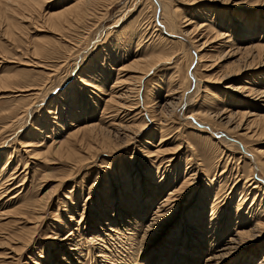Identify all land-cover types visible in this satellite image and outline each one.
Segmentation results:
<instances>
[{"label":"rangeland","instance_id":"374dc122","mask_svg":"<svg viewBox=\"0 0 264 264\" xmlns=\"http://www.w3.org/2000/svg\"><path fill=\"white\" fill-rule=\"evenodd\" d=\"M19 1L24 0H0V15L7 7L17 6L16 3ZM74 1L76 0H42V7L39 8L40 13H33L32 19L30 18L29 21L21 20L13 28L14 30L9 29L6 22L0 21V171L7 169L6 178L1 182L5 184L1 188L0 215L10 211L8 215L0 216L7 223L0 225V232L3 228L8 227L5 230L10 231L12 235L6 240L2 239V233H0V264H172L174 262L175 264H185L183 259L188 260L189 264L193 261V264H204V254L197 256L196 260L194 259L198 248L193 246L192 240L196 239L197 235L193 234L195 233L192 231L194 229H191L189 225L186 229L189 234L191 231L193 232V238L182 235V243H178V234L184 231L183 217L187 218L188 215L187 220H189L192 216L189 215L192 207L198 203L194 202L198 201L196 197L198 198V193H200L196 185L188 190L182 203L177 205L179 208L174 218L175 222L172 221L168 227L165 226L166 229L155 242H151L150 239H154L155 233H159V230H152L153 233L150 230L147 238L140 241L123 231V228L118 230L119 235L114 238H112L113 235H109L110 230L108 231L107 222L113 223L118 220L122 224V218L129 215L127 212L123 216L124 211L128 209L129 201L123 202L118 196L115 197L116 203L113 198L107 199V197H113L109 188L114 187L116 196L121 194L118 192L119 189H123L125 186V195L132 198L133 191L137 192L139 183L135 181L132 184L134 186H129L127 185L129 182L121 183L112 176L131 174L132 170L135 174V172H139L137 170L139 167L144 172L146 171L144 168L148 165L152 166L154 163H156L154 165L156 170L157 166H160L162 171L165 169L168 171V165L174 161L176 163L175 159H177V168L183 167L184 169L187 162L192 163L190 164L191 168H198L207 186L205 188L202 186L200 188L202 190L208 189L213 175L217 174L213 183L217 186L216 190L221 192H217V196H213L214 191L210 192L207 204L211 206L213 199L220 195L221 197L215 202L218 206L216 204L217 207L214 208V212L218 210V214L210 217L206 214L204 219L206 223L200 227L204 230L200 229V231H210L217 222L218 229L219 223L220 229L224 228L223 217L219 220L217 216L224 210V206L221 207L223 201L220 202V200L226 197V194L229 196V200L232 199V216L230 224L224 228V236L218 237L217 242L223 244L227 241L229 236L235 233V226L243 227L242 225L246 221L242 218L244 217L243 213L250 209V203L257 191L259 194V197L256 198L257 203L251 207L255 208L256 219H249L246 223L253 227L258 218L264 221V193L261 195V191H264V170L257 165L258 162H253L243 153V149L237 141L242 143L244 141L241 137L236 136L238 132L235 135L229 133L224 127L219 126L218 122L208 121L206 117V121L197 118V116L184 120L181 115L184 110L187 114H192L193 111L201 107V109L212 112L224 109L227 115L232 114L235 119H238V115L233 112L247 109L242 101L244 92L233 90L232 87L241 86L243 79H247V86H252L255 81L264 83V64L253 65L254 69L250 68L231 78L226 76L230 75L229 70L231 73L236 71L233 67L238 62L241 65L244 64L243 59H239V55L236 54L239 51L236 47H242L247 43L245 38L248 37L242 35L245 27L252 25L255 27L254 32L256 33L254 37L264 39V5L262 3V5H255L257 0H235L239 3L233 6L227 3L222 4L221 0H104L93 5L89 15H85L84 18L76 19V22L71 18L74 23L65 22L64 24L63 22L62 24L59 22L61 27L58 24L60 27L58 29V26L52 23L53 20L49 19V15L73 5ZM163 1H166L171 8L176 6L178 14L183 15L180 21L177 20L179 24L177 30L172 31L162 18L159 2ZM65 17L68 16H60L61 19H65ZM1 19L2 17H0ZM201 21L204 23L198 25L197 23ZM206 23L215 27L214 30L219 27L228 30V33L232 34L233 38L230 42L234 46L225 48L222 46L223 44H220V40L213 41V31L209 30L211 27L203 26ZM257 28L259 29L257 30ZM166 30L171 33L175 32L176 35L170 36ZM185 31L191 32V35H186ZM195 44L204 47L211 58L206 62L215 65L214 69L206 70L204 66H198L199 61L194 51L197 49ZM219 45L222 49H219L221 48ZM146 50L148 53L154 50L155 56L161 54L159 56H167V58L143 76L144 84L140 89L141 93H139L141 97L137 96L136 98L140 82H135V86L130 84L134 82L130 78L138 75L135 72L137 70L134 71L130 66L133 63L132 59L134 60L137 54L145 53ZM77 75H81L79 82ZM197 77L205 80L204 83H201V91H198ZM117 80H126L129 84L123 81L115 83ZM28 85L36 89L23 91L27 89ZM129 86L137 88H134L132 93L129 92L130 95L127 94L124 99L122 97L121 102H125L123 107L121 104L119 106L115 96L114 100L109 101L110 95H117L116 92L120 93L124 89H128ZM183 94L185 95L182 103ZM128 95L129 97H127ZM188 97L189 100L191 97L192 101L187 105ZM170 98V102L176 100L177 104L174 105V108L168 106ZM160 107L165 112L164 117L163 115L158 116L162 114ZM30 108H33L32 112ZM249 109L259 110L255 107ZM68 111L73 112L75 116H68ZM52 116H57V118ZM153 119L154 121H152ZM131 120L133 124L136 123L134 124L136 128L140 127V124L138 126L137 123L141 122L142 124L148 123L146 126L148 128L145 127L146 129L138 137V140L121 150L116 151L111 148L107 151H98L100 143L94 142L93 146L98 149L97 153L96 150L94 151L96 148L89 146L88 140V145L71 141L75 139L72 135L73 130L86 124L98 123L107 131H112L111 136L107 137L114 141L109 140L110 144H115L113 138L124 139L126 132L124 128ZM160 121H163V124L167 126L164 132L166 140L159 146L164 149V155L156 152L160 136L163 133L156 131L154 138H147L152 140L151 144L143 143L148 131L153 130L155 123H160ZM196 122L209 123L211 130H208L207 127L208 133L196 131V127H198ZM32 126L37 127L38 133L35 135H32ZM157 127L159 128V126ZM200 131L204 130L200 129ZM225 133L231 135L230 137L233 136L236 141L225 138L223 136ZM262 135L250 140L253 146L264 149V134ZM60 140H63L64 143L67 141V145L70 143L74 145L73 152L71 149H67L60 154V152L54 153L48 149L51 144L56 145ZM92 140L90 138L91 142L94 141ZM135 147H137V153L133 155ZM68 150L71 158L66 157ZM89 153L92 154L88 157ZM155 153L156 155H154ZM174 155L175 158H172ZM85 158L88 161L79 162ZM77 159L79 160L77 161ZM75 162L78 164L76 165ZM221 173L222 176L219 177ZM64 175L69 179L63 181V186L48 202V209L37 221L35 217L41 213L39 212L40 207L48 201L45 197L50 194L49 191L52 192L54 186L58 184L57 181ZM184 179L181 176L178 180L179 184ZM111 181L113 185L109 186ZM221 184L222 186L219 188L218 186ZM254 184L258 185L257 189H253ZM140 185L143 188L147 186L145 182ZM115 186L118 187L115 188ZM173 187L174 184H170L167 189L170 190ZM247 188H250L251 193L247 194ZM65 192L69 196L76 197L75 207H71L69 199L64 198ZM144 194L142 199L148 200L149 203V192L145 191ZM223 194L224 196H222ZM245 195L248 198L246 202H243ZM157 197L159 201L161 196ZM192 197H194L193 200ZM60 202L61 206L58 204ZM49 203L51 204L49 205ZM138 203V199L132 201L130 209L138 207ZM115 204H118L119 209L114 206ZM156 205L155 203L154 206L156 207ZM151 207L147 206L149 210ZM149 210L145 213H148V219L152 223L151 217L154 210ZM19 212L27 213L29 219L33 222L36 220L37 223H27L25 219H23L24 221L17 220L20 217ZM174 212L172 215L175 214ZM237 215L240 219H237ZM128 219L130 218L128 217ZM69 220L71 222H68ZM79 220H81L80 223ZM98 220H105L104 223L107 226L101 229L100 224H97ZM236 220H239L238 223ZM197 221V218H194L193 227ZM35 224L37 225L34 229L29 228ZM162 224L156 225L155 228L162 229ZM177 227H179L178 231ZM262 228L258 232L261 230L263 233L259 238L251 241L250 248L235 255L228 264H264V226ZM95 232H104L106 236L100 239L101 237L95 235ZM172 234L173 238H170ZM62 236L65 238L61 239ZM25 239H29L26 245L18 242ZM166 243V248L162 249ZM201 246L207 254L208 246L204 242ZM175 247L178 248V251L181 250L176 252L177 261L173 256Z\"/></svg>","mask_w":264,"mask_h":264},{"label":"bare ground","instance_id":"6f19581e","mask_svg":"<svg viewBox=\"0 0 264 264\" xmlns=\"http://www.w3.org/2000/svg\"><path fill=\"white\" fill-rule=\"evenodd\" d=\"M42 1V0H41ZM41 1H34V0H24V1H19V3L17 2L16 4H18L17 6H14V7H7L6 9L4 8V7H2V8H4L5 10H3L2 11V15H0V17H2V19L0 20L1 22H6V24H7V26H8V28L9 29H13L15 26H17V24H18V22H20L21 20H23V21H29V20H31L32 19V14L33 13H36V12H39V8H41L42 7V2ZM101 1H104V0H76V1H74L73 2V5H71V6H69V7H66V8H64L63 10H60L59 12L57 11L56 13H52V14H50L49 15V19H51V21H52V23L55 25V26H58V24L60 25V23H62L63 24V22H64V24H65V22L66 23H74L73 21H75L76 19L77 20H80L81 18H84L85 17V15H87L89 12H90V9H91V7L93 6V5H95L96 3H100ZM106 1V0H105ZM256 1V0H255ZM41 2V3H40ZM45 2V1H44ZM221 2H222V4H229V5H231V6H233V5H237V3H239V2H235V0H221ZM252 2V1H251ZM98 3V4H99ZM244 3V2H243ZM263 4L264 5V0L262 1V0H257L256 1V4L255 5H258V4ZM15 4V3H14ZM15 4V5H16ZM261 4V5H262ZM253 5V4H252ZM173 6V5H172ZM251 6V5H250ZM260 6V5H259ZM16 7V8H15ZM236 7V6H235ZM1 8V9H2ZM57 8V7H56ZM159 8H160V10H162V18H164V20H165V23L169 26V28L170 29H172V31L175 29V30H177V27H179V24H178V21H180V19H182L183 17H181V16H183V15H179L178 14V12H177V10H176V6L174 7L173 6V8H175V9H173V8H171V7H169V5L167 4V2L166 1H163V2H159ZM231 9V8H230ZM180 12V11H179ZM40 13V12H39ZM200 13V12H199ZM234 13V12H233ZM38 14V13H37ZM181 14V13H180ZM183 14V13H182ZM36 15V14H35ZM40 15V14H39ZM89 15V14H88ZM60 16H68V17H65V19H61L60 18ZM235 16V15H234ZM19 18V19H18ZM31 18V19H30ZM71 18H73L74 20L73 21H71L72 19ZM6 20V21H3V20ZM237 19V18H236ZM62 20H64V21H62ZM178 20V21H177ZM60 22V23H59ZM76 22V21H75ZM238 22H240V21H238ZM204 23V21H201V22H199V23H197L198 25H200V24H203ZM203 26H208V27H211V29L209 28V30L210 31H213V35L212 36H214V39H213V41L214 40H220L221 41V43L220 44H223L222 46L223 47H233L234 45H233V43H231L230 41L232 40V34H229L228 33V30L226 31V30H224V29H222L221 27H219V28H216L215 30H214V28L215 27H213V26H211V25H209L208 23H206V25H203ZM60 27H61V25H60ZM59 26H58V29L60 28ZM63 27V26H62ZM55 28V27H54ZM56 29H57V27H56ZM100 29V28H99ZM259 28H257V30H258ZM14 30V29H13ZM180 30V29H179ZM254 30H255V27H252V25L251 26H247V27H245L244 29H243V31L244 32H242V35H244V36H246V37H248V38H245V39H243V40H245V42L247 41V43L244 45V46H242V47H239V48H237L236 47V49L237 50H239V51H237L238 53H236V54H238L239 55V59H243V62H244V64H239V62H238V64H236V66L235 67H233V69H235L236 71L234 72V73H231V70H229L230 71V75L228 76L227 74V76L226 77H228V78H231V77H234L235 75H238V74H240V73H242V72H244L245 70H249L250 68H252L253 67V65H259V64H264V39L263 40H261V38H256V37H254L255 35H256V33L254 32ZM167 31V30H166ZM168 32V31H167ZM175 32H168V34L170 35V36H174V35H176V34H174ZM191 32H187V31H185V34L186 35H191L190 34ZM193 36V35H192ZM237 36H238V34H237ZM183 37L186 39V37L183 35ZM169 38V37H168ZM171 38V37H170ZM224 38V39H223ZM228 38V39H227ZM254 38H256V39H254ZM253 40H256V41H253ZM212 41V42H213ZM244 42V43H245ZM199 43V42H198ZM229 43V44H228ZM231 43V44H230ZM140 45V44H139ZM196 46H197V49H195L194 51L196 52V57L198 58V61H199V63H198V66H204L205 68H206V70L209 68V69H214V67H215V65H211V64H207V62H206V60H210L211 58H210V56H209V54H207V51H205V49H204V47H201L200 45H197V44H195ZM227 45V46H226ZM236 45V44H235ZM206 46H210V45H206ZM219 47H221L220 45H219ZM139 48V47H138ZM143 48V47H142ZM148 48V47H147ZM149 48H151L150 46H149ZM212 48H214V46H212ZM215 49V48H214ZM219 49H222V47L221 48H219ZM235 49V48H234ZM233 49V50H234ZM236 49H235V51H236ZM208 50V49H207ZM226 50V49H225ZM231 50V49H230ZM147 51V50H146ZM146 51H145V53H143V54H137L136 56H135V58H134V60L132 59V61H133V63H132V66H130L131 68H133V70L135 71V70H137V71H135V72H137L138 73V75L137 76H134V77H132V78H130V80L131 81H134L133 83H130L132 86H135V82H140V84H139V88H137V87H132V86H129V87H127L128 89H124L122 92H116L117 93V95H115L114 93V95H110V98H109V101L111 100H114L115 98H117L118 99V101H117V103L119 104V106H120V104L122 105V107H123V104L125 105V102L124 103H122L121 102V100H122V97H123V99L125 98V96L127 95V94H129L130 95V93L129 92H133V90H135L134 88H137L138 90H137V95H136V98H137V96H140V94L139 93H141L140 92V89H141V87L143 86V82H142V79L144 78L143 76H145L153 67H155L157 64H159L160 62H162V61H164L166 58H167V56H159V55H161V54H158V55H154V50L152 51V50H150V51H152L151 53H148V51H147V53H146ZM149 51V52H150ZM223 51V50H222ZM156 52V51H155ZM230 52V51H229ZM161 53V52H160ZM233 53H234V51H233ZM156 54H157V52H156ZM229 54V53H228ZM235 54V55H236ZM216 55V54H215ZM170 57V56H169ZM230 57V56H229ZM238 57V56H237ZM212 58H213V56H212ZM66 60V59H65ZM238 61V60H237ZM241 61V60H240ZM212 63V62H211ZM214 63V62H213ZM216 63H217V61H216ZM234 63H235V61H234ZM237 63V62H236ZM235 65V64H234ZM90 66V65H89ZM37 67H38V65H37ZM125 67L127 68L128 66L127 65H125ZM227 67H228V65H227ZM232 67V66H231ZM258 67V66H257ZM88 68H90V67H88ZM189 68V67H188ZM96 69V68H95ZM128 69H129V67H128ZM252 69H254V68H252ZM228 70V69H227ZM130 71H132V70H130ZM228 71V72H229ZM90 72V71H89ZM134 72V73H135ZM226 72V71H225ZM233 72V71H232ZM54 73V72H53ZM85 73V72H84ZM92 73V72H91ZM222 73H224V72H222ZM262 74V73H261ZM257 75V74H256ZM78 76V78H77V81L79 82V80H80V76L81 75H77ZM196 76V75H195ZM261 76V75H260ZM130 77V76H129ZM128 77V78H129ZM213 77V76H212ZM120 79H122V78H120ZM258 79H259V77H258ZM127 80V79H126ZM126 80H117V82L115 81V83H118V81L119 82H121V81H123V82H127ZM129 80V81H130ZM188 80H189V78H188ZM130 81V82H131ZM190 81V80H189ZM77 82V83H78ZM83 82V81H82ZM204 83L205 82V80L203 79V78H201V77H197V83H198V85H199V88H198V91H201V88H202V84L201 83ZM247 79H243V81H242V84H241V86H239V87H237V86H235V87H232V89L233 90H237V91H239V92H244V94L245 95H243V100L242 101H244V106H247V109L246 110H243V111H237V112H233V114H235V115H238V119H235V117H234V115H232V114H226L225 113V110L224 109H219V110H214V112H212V111H208V110H204V109H201V107L200 108H197V110H195V111H193L194 113H192V114H187V112L184 110L183 112H182V117H183V119L184 120H186V119H189V118H191V117H194V116H197V118L199 117V119L201 118V119H203L204 121H206V120H208V121H213L214 123H219V126H221V127H224L225 129H226V131L227 132H231V133H233L234 135L236 134V136H239V137H241L242 138V140L244 141V143H242V142H239V141H237V143L239 144V146H241L242 147V149H243V153L250 159V160H252L253 162H258V166L259 167H262L263 168V170H264V149H262V148H259V147H256V146H253L252 144L253 143H251L250 142V140L252 139H255V137H258L259 135H262V134H264V83L263 82H258V81H255V82H253L252 84V86H247L246 84H247ZM128 83V82H127ZM126 83V84H127ZM184 83V82H183ZM185 83H187L186 81H185ZM184 83V84H185ZM189 83V82H188ZM129 84V83H128ZM172 84V83H171ZM88 85V84H87ZM120 85H121V83H120ZM119 85V86H120ZM191 85V84H190ZM30 85H28L26 88L27 89H25V90H23V91H30V90H34V89H36V88H34V87H29ZM173 86V85H172ZM180 86V85H179ZM184 86V85H183ZM22 87H24V86H22ZM79 87V86H78ZM176 87V85L174 84V88ZM228 87V86H227ZM32 88H34V89H32ZM188 88V87H187ZM226 88V87H225ZM69 90H72V88L70 89L69 88ZM16 91H18V90H16ZM62 91V90H61ZM185 91L187 92V90L185 89ZM13 92V91H12ZM112 92V91H111ZM175 92V91H174ZM129 95L127 96V97H129ZM184 95L185 94H183V96L181 97V101H182V103H183V101H184ZM188 95V94H187ZM64 96V95H63ZM114 96H115V98H114ZM173 96V95H172ZM193 96V95H192ZM36 97V96H35ZM132 97V96H131ZM134 97V96H133ZM141 97V96H140ZM144 98V97H143ZM116 99V100H117ZM126 99H128V98H126ZM173 99H176V98H173ZM245 99V100H244ZM67 100V99H66ZM129 100H130V98H129ZM170 100H171V98L169 99V103H168V106H171V107H173L174 108V105L176 106V100L175 101H171L170 102ZM68 101V100H67ZM108 101V102H109ZM124 101V100H123ZM125 101H127V100H125ZM146 101V100H145ZM187 101V100H186ZM191 101H192V98L190 97V100H189V97H188V101H187V105L188 104H190L191 103ZM241 101V100H240ZM116 103V104H117ZM113 104V103H112ZM135 104V103H134ZM115 105V104H114ZM113 105V106H114ZM129 105H131V104H129ZM118 106V107H119ZM128 106V105H127ZM132 106V105H131ZM130 106V107H131ZM125 107V106H124ZM140 107V106H139ZM252 107H255V108H257V109H259V110H250L249 108H252ZM63 108V107H62ZM116 108V107H115ZM121 108V107H120ZM126 108V107H125ZM128 108H129V106H128ZM133 108H135V107H133ZM186 108V107H185ZM33 108H30V111L32 110ZM81 109V108H80ZM119 109V108H118ZM51 110V109H50ZM130 110H131V108H130ZM160 112L162 113V114H160V115H158V116H161V115H163L165 112L161 109V107H160ZM194 110V109H193ZM73 111H75V110H73ZM117 111V110H116ZM120 111H122V110H120ZM124 111V110H123ZM32 112V111H31ZM30 112V113H31ZM212 112V113H211ZM124 113H125V111H124ZM126 113H128V112H126ZM133 113V112H132ZM134 113H136V112H134ZM142 113V112H141ZM144 113V112H143ZM32 114V113H31ZM140 114V113H139ZM134 115V114H133ZM68 116H75L74 114H73V112H69L68 111ZM116 116V115H115ZM132 116V115H131ZM143 116H144V114H143ZM151 116V115H150ZM53 117V116H52ZM129 117V116H128ZM163 117H164V115H163ZM205 117H206V120H205ZM53 118H57V116H54ZM135 118V117H134ZM116 119V118H115ZM143 119V118H142ZM158 119V118H157ZM162 119V118H161ZM194 119V118H193ZM129 120V119H128ZM133 120V119H132ZM130 121L129 123H128V125L124 128L125 129V133H124V139H118V138H116V137H114L113 139L115 140V144L113 143V144H110V141L111 142H114V141H112V140H110V138L109 137H107V136H111V132H109V131H107L106 130V128H105V130H104V128H103V126L101 127V125H99L98 123H92V124H89V125H83L82 127H78V129H76V127H75V129L76 130H73V132H72V130H71V132H72V135H73V138L75 137V139H73V140H71L73 143L75 142H78L79 144H81V145H86V143H87V140L89 141V146L91 147V148H96V147H94L93 146V144H94V142H98V143H100L99 145L100 146H98L99 147V150L96 148V149H94V151L96 150V152L98 153V151H100V150H102V151H107L108 149H111V148H113V149H116V151L117 150H121L123 147H125V146H128L129 144H132V143H134L136 140H138V137H140V135L143 133V131H144V129H146V128H148V127H146L147 126V124L148 123H144V124H142V122L141 121H137V122H141V123H137L138 124V126H139V124H140V127L139 128H136V125H134V124H136V123H134L133 124V121ZM135 120H137V119H135ZM146 120V119H145ZM160 120V119H159ZM152 121H154V119L152 120ZM203 121V122H204ZM144 122V121H143ZM203 122H199V123H197V126L198 127H196L195 129H196V131H199L200 133H205V132H207V130L206 129H208V130H211V128L209 127V123H203ZM56 123H58V122H56ZM164 122L162 121H160V123H155V127L153 128V130H149L148 131V133H147V136L145 137L146 139H143V143H148V144H151L152 143V140H150V139H147V138H151V137H153L154 138V134H155V132L156 131H159L160 133H163L164 134V132H165V127H167L165 124H163ZM39 124V123H38ZM41 124V123H40ZM60 124V123H59ZM59 124H57V125H59ZM66 124V123H65ZM142 124V125H141ZM75 125V124H74ZM114 125V124H113ZM81 126V125H80ZM157 126H159V128L157 127ZM36 126H32V135H35L36 133H38L37 132V127L35 128ZM117 127V126H116ZM146 127V128H145ZM157 127V128H156ZM208 127V128H207ZM43 128V127H42ZM201 130H204V131H200V129ZM108 129V128H107ZM123 129V130H124ZM39 130H41V129H39ZM43 130V129H42ZM119 130H120V128H119ZM167 130V129H166ZM194 130V129H193ZM101 131V132H100ZM118 131V130H117ZM122 131V130H121ZM213 131V130H212ZM100 132V133H99ZM70 133V132H69ZM69 133H68V136H69ZM208 133V132H207ZM213 133H214V131H213ZM212 132H211V134H213ZM120 134V133H119ZM161 135L160 136V141H159V144H158V149L156 150V152H159V153H163V152H165L164 151V149L163 148H160L159 146H160V144H162L163 142H165V140L166 139H164V137H165V134L164 135ZM71 135V134H70ZM116 135V134H115ZM156 135V134H155ZM179 135V134H178ZM177 135V136H178ZM121 136V135H120ZM143 136V135H142ZM223 136H225V138H227V139H233V140H235L234 138H233V136L232 137H230L231 135H228L227 133H225ZM263 136V135H262ZM90 138H92L93 140V142H91L90 141ZM66 139V138H65ZM72 139V138H71ZM69 140V139H68ZM110 140V141H109ZM22 141V140H21ZM41 141V140H40ZM40 141H38V142H40ZM63 141V140H62ZM61 140L59 141V143L58 144H56V145H53V144H51L49 147L50 148H48V149H51L52 151H54V153L56 152H60V154L62 153V152H64V151H66L67 149H71V151L73 152V146L74 145H72L71 143L70 144H66L67 143V141H66V143H64V142H62ZM70 140H69V142H71ZM139 141H140V139H139ZM183 141V140H182ZM236 141V140H235ZM246 141V142H245ZM255 141V140H254ZM259 141V140H258ZM151 142V143H150ZM225 142V141H224ZM253 142V141H252ZM262 142V141H261ZM37 143V142H36ZM54 143V142H53ZM257 143V142H256ZM110 144V145H109ZM219 144H221V143H219ZM258 144V143H257ZM37 145V144H36ZM87 145H88V143H87ZM95 145V144H94ZM112 145V146H111ZM141 145L143 146V144L141 143ZM146 146V145H145ZM178 146H179V144H178ZM81 147V146H80ZM83 147H85V146H83ZM87 147V146H86ZM176 147V146H175ZM73 148V149H72ZM91 148H87V149H91ZM142 148V147H141ZM252 148H253V150H252ZM112 149V150H113ZM98 150V151H97ZM136 150H137V147H135L134 148V150H133V155H135V153H137L136 152ZM51 151V152H52ZM87 151V150H86ZM90 151V150H89ZM115 151V150H114ZM224 151V150H223ZM93 152V151H92ZM96 152H94V153H96ZM187 152V151H186ZM234 152V151H233ZM255 152V153H254ZM93 153V154H94ZM105 153V152H104ZM152 153H154V152H152ZM68 155L66 156L67 158L69 157V158H71L70 157V153H69V150H68V153H67ZM73 154V153H72ZM90 154H92V153H89L88 154V157H89V155ZM64 155V154H63ZM95 155H97V154H95ZM94 155V156H95ZM154 155H156V153L154 154ZM161 155V154H160ZM163 155H164V153H163ZM2 156V155H1ZM91 156H93V155H91ZM153 156V155H152ZM73 157V156H72ZM79 157V156H78ZM244 157V156H243ZM2 158V157H1ZM77 158V157H76ZM80 158V157H79ZM83 159H84V157H82ZM172 158H175V155L174 156H172ZM81 159V158H80ZM91 159V158H90ZM182 159V158H181ZM76 160V159H75ZM79 159H77V161H78ZM176 160V163H177V159H175ZM83 161V163H84V161L86 162V161H88L87 160V158H85V160H81V161H79V162H82ZM190 161V160H189ZM168 162V161H167ZM171 162V161H170ZM219 162V161H218ZM145 163V162H144ZM175 163V161H174V163H172L171 165H168V171H166V169L165 170H163L162 171V169L160 168V166H157V170L155 169V167H154V165H156V163H154V165H148L146 168H144V170H146V171H144V172H142V170H141V168L139 167L137 170H139V172L137 173V172H135V174L133 173V170H132V173L131 174H129V173H125V174H123V176L120 174V175H118V176H112V178H116V179H118V181H120L121 183L122 182H129L127 185H129V186H134V185H132L133 183H135V181H136V183H139V185H138V188H137V192L135 191H133V197L132 198H128V196H126L125 195V190H126V187L125 186H123V189H119V191L118 192H121V194H118V195H116L115 196V194H114V192H115V189H114V187H110L109 188V190H111L110 191V194H113V197H107V199H109V198H113L114 199V201H115V203H116V199H115V197H119L120 199H121V201H129V204H128V209H127V211H124V213L125 214H123V216H125L126 214H127V212H128V216L126 217V218H122V220H121V222H122V224H120L119 222H118V220H116L115 222H113V223H109V222H107V225L109 226V227H107V228H109L108 229V231L110 230V233H109V235L111 234V235H113V237L112 238H114L116 235H119V232H118V230H120V228H123L124 230L123 231H125V232H127V234L129 233L130 234V236H132L133 238H135L136 240L138 239L139 241L141 240V239H146L147 238V236H148V233H149V231L150 232H152V230H156V231H160L159 233H155V238L154 239H152L151 237V239H150V241L152 242H155L156 241V239L162 234V232L166 229V227H168L170 224H171V222L172 221H174V218L176 217V215H177V209L179 208V207H177V205H180L181 203H182V199H184V196H185V194L188 192V190H190V188H192L193 186H195L196 185V188H198V190L200 191V193H198V198L196 197V199L198 200V201H194V202H198L196 205H194L193 207H192V210H191V213H189V215H192L191 216V218H189V220H187V218H188V215H187V218L185 217H183V222H182V227H183V229H184V231H182L180 234H178V233H176V234H178V239H179V242L178 243H182V239H183V237H182V235H188V236H190V237H192V236H196L197 235V238L196 239H194V240H192V242H193V246H196L197 248H198V251L196 252V254H195V256H194V259L198 256H200V254H204L205 255V263L204 264H228L229 262H230V260H232L233 259V257L235 256V255H237V254H239V253H241V252H244V250H248L249 248H250V245H251V241H253L254 239H256V238H259L260 236H261V234L263 233L261 230L263 229L262 227L264 226V221H261V219L260 218H258V221L257 222H255L254 224H253V227L251 226L250 227V225H248L249 223H246V222H248V220L249 219H254L255 218V216H256V212H255V208L254 209H252L251 207L254 205V204H256L257 203V199L256 198H258L259 197V194H258V191H257V193L255 194V197H254V199H253V201H252V203H250L251 204V206H250V209H248V210H246L244 213H243V216L244 217H242L243 219H244V221H245V224L244 225H242L243 227H241V228H239V227H236L235 226V228H234V232L235 233H231L232 235L231 236H229V239L227 240V241H225L223 244H220L219 242H217V239H218V237H223L224 236V233H225V230H224V228L225 227H227V224L229 225L230 224V217L232 216L231 214H232V208H233V203L231 202L232 201V199L231 200H229V196H227V194H226V197H223V199H221L220 200V202H222L223 201V204L221 205V207L222 206H224L223 208H224V210H222L221 208H219V209H221L222 210V214H219L218 216H217V218H219V220H220V218L221 217H223V221H222V224H223V226H224V228H221L220 229V223H219V229H218V222H217V224L214 226V227H211V230L210 231H208V232H202V231H200V229H202V230H204V228H200L202 225H205V221H204V219H205V216H206V214H207V216L208 217H210V216H213V215H216V214H218V210H217V212H214V208H215V206H216V204L217 203H215L221 196L219 195L218 197H216L215 199H213V203L211 204V206H209L208 204H207V200H208V198L210 197V192H212V191H214L215 193H214V195L213 196H217L218 195V193L217 192H221V191H217L216 190V188H217V186L216 185H214V183H213V180H216L215 179V177L217 176V174L215 175H213V177H212V181H211V183H210V185L208 184V189L207 190H202V189H200L202 186H204V188L205 187H207L205 184H206V181L204 180V178H203V176H202V174L201 173H199V171H198V168H191L190 166V164H192L191 162H187L185 165V168L183 169V167H178L177 168V164ZM8 164V163H7ZM75 164L77 165L78 163H76L75 162ZM9 165V164H8ZM74 165V164H73ZM81 165V164H80ZM179 165H180V163H179ZM181 166V165H180ZM184 166V165H183ZM216 166H218V165H216ZM256 166V165H255ZM6 167V166H5ZM5 167H4V169H5ZM28 167V166H27ZM10 168V167H9ZM6 170L7 169H5L4 171H0V197L2 196V192H1V188H2V186L5 184V183H1L2 182V180H4L6 177H5V174H6ZM27 170V169H26ZM205 172V171H204ZM204 172H202V173H204ZM215 172V171H214ZM14 173V172H13ZM22 173V172H21ZM20 173V174H21ZM167 173H168V175H167ZM199 174V175H198ZM220 174V173H219ZM72 176V175H71ZM70 176V177H71ZM133 176V177H132ZM181 176L183 177V178H185L184 180H183V182L181 183V184H179V182H178V180H179V178H181ZM220 176H222V173H221V175H219V177ZM61 177V176H60ZM64 177V178H63ZM132 177V178H131ZM166 177H167V179H166ZM10 179H13V178H10ZM66 179H69V177H65V175L64 176H62L57 182H58V184L57 185H55L54 186V189L52 190V192H50L49 191V195H47L46 197H45V199H47L48 201H47V203H45V205L44 206H42V207H40V209H39V212H41V213H38V215L35 217V219H37V221L43 216V214L46 212V210L48 209V207H47V205H48V202H50V200L52 199V197L56 194V192H57V190L60 188V187H62L63 186V181H65ZM211 179V178H210ZM56 180V179H55ZM221 180V179H220ZM222 181V180H221ZM142 182H145V184H147V186H146V188H143V186H141L140 185V183H142ZM219 182V181H218ZM256 182V181H255ZM112 184V181H111V183L109 182V186ZM170 184H174V187L172 188V189H170V190H168L167 188H168V186L170 185ZM113 185V184H112ZM118 185V184H117ZM136 185V184H135ZM248 185V184H247ZM255 185V184H254ZM19 186H21V185H19ZM222 186V184L221 185H219L218 187L220 188ZM5 187V186H4ZM116 187H118V186H115V188ZM246 187V186H245ZM250 187H251V185H250ZM257 187H258V185L256 184L254 187H253V189H257ZM248 189V188H247ZM70 190V189H69ZM244 190V189H243ZM264 190V189H263ZM145 191H148L149 192V200H150V202L148 203V200L146 201V200H144V199H142L143 198V196L145 195L144 194V192ZM157 191V192H156ZM196 191V190H195ZM6 192V191H5ZM164 192H165V194H164ZM194 192V191H193ZM195 193V192H194ZM249 193H251L250 192V188L248 189V193L247 194H249ZM262 193H264V191L262 192L261 191V195H262ZM222 194V193H221ZM158 195H160L161 196V200L159 199V201H158ZM236 195V194H235ZM242 195V194H241ZM244 195V194H243ZM101 196H102V194H101ZM165 196V197H164ZM222 196H224V194L222 195ZM252 196V195H251ZM187 197V196H186ZM243 197V196H242ZM64 198H67V199H69V202H70V205H71V207H75L74 206V204H76V202H75V200H76V197H72V196H69V194L68 193H66L65 192V194H64ZM211 198H212V196H211ZM247 198H248V196H244V198H243V202H246L247 201ZM261 198H263V197H261ZM44 199V198H43ZM139 200V203H138V207H132V209H130V205H131V203H132V201H135V200ZM194 199V197H192V200ZM240 199V198H239ZM226 200V201H225ZM263 200V199H262ZM59 201V200H58ZM88 202V201H87ZM242 202V203H243ZM157 204L156 205V207L154 206V204ZM219 203V202H218ZM51 203H49V205H50ZM60 206H61V202L60 203H58ZM107 204V203H106ZM84 205V204H83ZM99 205V204H98ZM236 205V204H235ZM234 205V206H235ZM242 205V204H241ZM22 206V205H21ZM117 209H119L118 208V204L116 205H114ZM147 206H152L151 208H150V210L152 209V211L154 210V212H153V215H152V217H151V219L153 220L152 221V223H151V220L149 221V219H148V213L146 214L145 213V211L147 212L148 210H149V208H147ZM191 206V205H190ZM217 206H218V204H217ZM216 206V207H217ZM240 206V205H239ZM77 207H78V204H77ZM100 207H101V205H100ZM210 207V208H209ZM63 208V207H62ZM239 208H241V207H239ZM248 208V207H247ZM12 209V208H11ZM17 209V208H16ZM50 209V208H49ZM70 209H72V208H70ZM173 209V210H172ZM210 209V211L208 212V210ZM3 210V209H2ZM14 210V209H13ZM35 210H37V209H35ZM120 210H122V209H120ZM149 210V211H150ZM238 210V209H237ZM84 211V210H83ZM144 211V212H143ZM173 211H175L174 213V215H172L173 214ZM206 211V212H205ZM241 211V210H240ZM5 212V211H4ZM10 212V211H9ZM9 212H6V213H4V214H2V215H0V216H5L6 214L8 215L9 214ZM86 212V211H85ZM20 213V212H19ZM37 213V212H36ZM210 214V215H209ZM230 214V215H229ZM17 215V214H16ZM15 215V216H16ZM113 215V214H112ZM11 216H13V215H11ZM72 214L70 215V217L72 218ZM238 216V215H237ZM261 216V215H260ZM128 217L130 218V219H128ZM229 217V218H228ZM194 218H197V223L194 225V227L192 226V224H193V220H194ZM237 218V217H236ZM23 220V219H25V221L27 222V223H37V221L35 220L34 222L32 221V220H30L29 219V215L27 216V213H24V212H21L20 213V217H18V219L17 220ZM211 219H213V218H211ZM211 219H209V220H211ZM237 219H240V217L238 216V218ZM256 219V218H255ZM3 220H4V222H3ZM7 220V219H6ZM82 220V219H81ZM81 220H79V223H80V221ZM184 220H185V222H184ZM24 221V220H23ZM192 221V222H191ZM237 221V223H238V221L239 220H236ZM255 221V220H254ZM68 222H71V220H69ZM105 220L103 221V220H98V225L101 227V229H102V227H104V226H107L105 223ZM175 222V221H174ZM224 222V223H223ZM249 222H251V221H249ZM78 223V222H77ZM160 223H163L162 224V226H163V228L162 229H157V228H155L156 227V225H160ZM1 224H7L6 222H5V219L2 217H0V225ZM9 224V223H8ZM66 224H68V223H66ZM37 224H35L34 226H31V227H29V228H31V229H34V227L36 226ZM190 226V228L191 229H194V230H192V231H194L195 233H193L192 231L190 232V234H189V232H188V229H186V227L187 226ZM2 226V225H1ZM65 226V225H64ZM68 226V225H67ZM80 226V225H79ZM157 226V227H158ZM166 226V227H165ZM210 226V225H209ZM245 226H247V227H245ZM245 227V228H244ZM248 227H250L249 229H246V228H248ZM6 228H8V227H5V228H3L2 230H1V232L0 233H2V239H6V240H8L9 239V237L10 236H12L11 235V232L10 231H7V230H5ZM106 228V229H107ZM214 228V229H213ZM262 228V229H261ZM218 229V230H217ZM231 229V228H230ZM259 229H261L259 232H258V230ZM104 230V229H103ZM177 231L179 230V227H177V229H176ZM187 230V231H186ZM71 231V230H70ZM264 231V230H263ZM31 232H33V231H31ZM34 232H35V230H34ZM105 232V231H104ZM104 232H95V235H97V236H99V237H101L100 239H103L104 237L103 236H106V233H104ZM214 232V233H213ZM4 233V234H3ZM153 233V232H152ZM174 233V234H175ZM194 235H193V234ZM72 234V233H71ZM159 234V235H158ZM175 234V235H176ZM93 236V235H92ZM64 236H62L61 237V239L63 238ZM103 237V238H102ZM65 238V237H64ZM88 238V237H87ZM106 238V237H105ZM170 238H173V234L171 235V237ZM193 238V237H192ZM263 239V238H262ZM15 240H17V239H15ZM105 240V239H104ZM111 240V239H110ZM204 240V241H203ZM220 240H221V238H220ZM28 241H29V239H25V240H23V241H18L19 243H21L22 245H26L27 243H28ZM74 241V240H73ZM101 241V240H100ZM139 241H137V242H139ZM5 242V241H4ZM12 242V240L10 241V243ZM136 242V243H137ZM203 242L205 243V245L206 246H208V252H207V254H205V252L203 251L204 250V248L202 249V246H201V244H203ZM214 242H217V243H214ZM78 244V243H77ZM179 244V245H180ZM220 244V245H219ZM166 245H167V243L165 244V245H163V247H162V249H165L166 248ZM24 247V246H23ZM178 247V246H177ZM177 247H175V252H174V260L175 261H177V257H176V252H179V251H181V250H179L178 251V248ZM194 250V249H193ZM182 256H183V253H182ZM62 257V256H61ZM182 259V258H181ZM184 261V263L185 264H189L188 262V260H186V259H183ZM196 260V259H195ZM194 263V261L191 263V264H193ZM172 264H175V262L174 263H172ZM178 264V263H177Z\"/></svg>","mask_w":264,"mask_h":264}]
</instances>
